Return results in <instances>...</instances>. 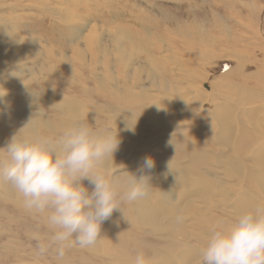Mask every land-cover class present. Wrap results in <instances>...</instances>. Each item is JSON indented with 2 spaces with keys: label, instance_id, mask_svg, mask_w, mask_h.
Segmentation results:
<instances>
[{
  "label": "rangeland",
  "instance_id": "rangeland-1",
  "mask_svg": "<svg viewBox=\"0 0 264 264\" xmlns=\"http://www.w3.org/2000/svg\"><path fill=\"white\" fill-rule=\"evenodd\" d=\"M37 1L0 0V159L20 129L21 135L47 137L56 148L69 128L87 123L98 132L118 133L117 150L101 165L109 178L146 172L151 184L149 195L137 201L118 196L120 209L102 223L105 235L100 232L94 245L82 247L73 238L60 257L46 214L26 208L21 195L0 179V264H134L140 251L146 264H200L192 262V253L200 251L218 220L231 223L264 203V0ZM166 114L169 121L160 120ZM200 116L204 123L207 117L221 120L223 127L215 123L209 133ZM239 125L251 129L254 146L248 143L237 153ZM187 135L203 144L197 143L196 152L182 151ZM148 157L151 169L144 168ZM197 157L203 171L193 173ZM221 159L222 166L216 163ZM234 167L247 173L250 183L243 176L239 180L240 171L228 180ZM83 184L90 193L92 185ZM229 190L233 195L227 196ZM174 223L180 230L170 227ZM40 243L47 246L43 253Z\"/></svg>",
  "mask_w": 264,
  "mask_h": 264
},
{
  "label": "clouds",
  "instance_id": "clouds-1",
  "mask_svg": "<svg viewBox=\"0 0 264 264\" xmlns=\"http://www.w3.org/2000/svg\"><path fill=\"white\" fill-rule=\"evenodd\" d=\"M20 130L3 148L6 158L0 159V179L21 195L26 208L46 214L60 257L73 238L82 247L96 243L102 223L120 209L118 196L134 202L149 195V176L124 171L109 178L101 168L119 146L118 133L98 132L79 123L54 148L47 137L21 135ZM153 167L154 161L145 158L144 168ZM85 180L92 185L90 193ZM121 185L122 193L118 191ZM46 247L40 243L39 251L45 252ZM134 264H146L142 251L137 252ZM200 264H264V203L257 202L231 223L218 220L200 248Z\"/></svg>",
  "mask_w": 264,
  "mask_h": 264
},
{
  "label": "bare ground",
  "instance_id": "bare-ground-1",
  "mask_svg": "<svg viewBox=\"0 0 264 264\" xmlns=\"http://www.w3.org/2000/svg\"><path fill=\"white\" fill-rule=\"evenodd\" d=\"M41 1H44V2H45V0H41ZM41 1H40V2H41ZM48 1H49V0H48ZM38 2H39V0L37 1V3H38ZM44 2H43V3H44ZM51 2H52V1H51ZM61 2H62V1H61ZM52 3H53V2H52ZM40 4H41V3H40ZM61 4H62V3H61ZM97 4H98V3H97ZM108 4H109V2H108ZM42 5H43V4H42ZM110 5H111V4H110ZM57 6H58V5H57ZM63 6H66V5L64 4ZM67 6H68V5H67ZM74 6H75V5H74ZM74 6H73V7H74ZM69 7H71V6H69ZM0 9H1V7H0ZM2 9H3V8H2ZM76 9H77V8H76ZM101 9H102V8H101ZM115 9H116V8H115ZM58 11H59V10H58ZM76 11H77V10H76ZM18 12H19V11H18ZM59 12H60V11H59ZM63 12H64V11H63ZM65 12H67V11H65ZM116 12H117V11H116ZM51 13H52V12H51ZM60 14H61V13H59L58 15H60ZM63 14L66 15L67 13H66V14L63 13ZM68 15H69V14H68ZM68 15H67V18H68ZM74 15H75V14H74ZM53 16H55V14H53ZM46 17H47V16H46ZM59 17H60V16H59ZM61 18H62V17H61ZM61 18H60V19H61ZM111 18L113 19L114 16L111 17ZM62 19H63V18H62ZM70 19H71V18H70ZM15 20H16V19H15ZM74 20H75V19H74ZM67 21H68V20H67ZM112 21H113V20H112ZM63 22H65V20H63ZM113 22H114V21H113ZM1 27H2V26H1ZM169 27H170V26H169ZM172 27H173V25H172ZM177 27H178V26H177ZM4 28H6V27H4ZM74 28H75V27H74ZM98 28H99V27H98ZM70 29H71V28H70ZM118 29H122V28H121V27H118ZM75 30H76V29H75ZM93 30L96 31V29H93ZM169 30H170V29H169ZM0 31H1V30H0ZM84 31H85V30H84ZM94 31H93V32H94ZM122 31L125 32L124 30H122ZM122 31L118 32V34H120V35H128V34H124V33H122ZM170 31H171V30H170ZM3 32H4V31H3ZM5 32H7V31H5ZM96 32H97V31H96ZM0 33H2V32H0ZM71 33H73V31H72ZM77 33H78V32H77ZM81 33H82V32H81ZM5 34H6V33H5ZM78 34H80V33H78ZM84 34H85V33H84ZM91 34H92V31H91ZM91 34L86 35L84 39L86 40L87 37L90 38L92 35H94V34H92V35H91ZM13 35H14V34H13ZM80 35H82V34H80ZM80 35H79V36H80ZM96 35H97V34H95V36H96ZM6 36H8V35H6ZM11 36H12V35H11ZM70 36H71V35H70ZM82 36H83V35H82ZM3 37H4V36H3ZM8 37H9V36H8ZM23 37H24V36H23ZM6 39H7V38H6ZM15 39H16V38H15ZM73 39H74V38H73ZM75 39H76V38H75ZM3 40H4L3 38H0V47H1V45H2V41H3ZM23 40H24V39H23ZM60 40H61V39H60ZM12 41H13V40H12ZM61 41H63V40H61ZM61 41H60V43H61ZM66 41H67V40H66ZM77 41H78V39H77ZM89 41H90V39H89ZM89 41H88V42H89ZM3 42H4V41H3ZM5 42H6V41H5ZM58 42H59V41H58ZM63 42H64V41H63ZM75 42H76V41H75ZM75 42H74V43H75ZM6 43H7V42H6ZM8 43H9V42H8ZM94 43H95V41H94ZM67 45H68V44H67ZM71 45H72V44H71ZM86 45L88 46V43H87ZM94 45H95V44H94ZM2 46H3V45H2ZM5 46H6V45H5ZM10 46H11V45H10ZM73 46H74V44H73ZM8 47H9V46H8ZM8 47H6V48H8ZM89 47H90V46H89ZM2 49H3V47H2ZM2 49H1V50H2ZM14 49H15V48H14ZM78 49H79V48H78ZM78 49L76 50V52L78 51ZM5 50H6V49H5ZM7 50H8V49H7ZM11 50H12V49H11ZM17 50H18V49H17ZM74 50H75V49H74ZM74 50H73V51H74ZM13 51H15V50H13ZM81 51H82V50H81ZM1 52H3V50H2ZM8 52H9V51H8ZM5 53H6V52H5ZM1 54H2V53H1ZM1 57H2V56H1ZM5 57H6V55H5ZM5 57L3 56V58H5ZM82 57H83V56H82ZM5 60H6V59H5ZM13 60H14V59H13ZM186 84H190V83L188 82V83H186ZM21 86H22V85H21ZM21 86H20V87H21ZM188 87H189V86H188ZM191 88H193V89H192L193 92H195V91L198 90V89H195L196 87H194V86H191ZM10 90H11V91H15V88L12 87V89H10ZM183 91H185V90H183ZM186 91H187V89H186ZM188 91H189V90H188ZM194 94H195V93H194ZM213 97H214V96H213ZM213 97H212V98H213ZM203 98H204V97H203ZM210 98H211V97H210ZM181 99H182V98H181ZM217 99H218V98H217ZM201 100H204V99H201ZM205 101H206V100H205ZM61 102L68 103V102H71V101H68V100H67V101H63V100H61ZM173 102H174V101H173ZM212 102H213V101H212ZM176 103H177V101H176ZM179 104H180V103H179ZM202 104H203V103H202ZM206 105H207V104H206ZM208 106H209V105H208ZM208 106H207V107H208ZM212 106H213V105H212ZM200 107H201V106H200ZM203 108H204V107H203ZM212 108H213V107H212ZM212 108H211V109H212ZM234 108H235V107H234ZM234 108H233V109H234ZM190 109H194V108L186 107V108L184 109V111H187V110L191 111ZM201 109H202V108H201ZM211 109L209 108L210 111H212ZM198 110H200V109H198ZM198 110H197V111H198ZM207 110H208V109H207ZM238 110H239V109H238ZM200 111H202V110H200ZM236 111H237V110H236ZM231 112H232V111H231ZM182 113H183V112H182ZM198 113H199V112H198ZM208 113H210V112H208ZM237 113H238V112H237ZM185 114H186V113H185ZM175 115H176V114H175ZM122 116H123V115H122ZM170 116H171V115H167V114H166V115H165L163 118H161L160 120H165L166 122H168L169 119H170ZM210 116H211V115H210ZM228 117H229V116H228ZM199 118H200L199 121L201 122L200 125H206V124L208 123L207 125H208L209 128L206 127V129H205V130L208 131V132L211 131V127H214V124L216 123V119L213 120L211 117H207L208 120L206 119L205 123H204V117H201V116H200ZM225 119H226V118H225ZM233 119H234V118H233ZM259 120H260V119H259ZM170 121H171V120H170ZM219 121H220L221 124H217V123H216L215 126L223 127V126H222V121H221V120H219ZM225 121H226V120H225ZM162 122H163V121H162ZM162 122H158V125H162V124H163ZM209 122H210V124H209ZM230 122H231V121H230ZM181 123H182V122H181ZM227 123H228V122H227ZM166 124H168V123H166ZM176 124H178V122H176ZM231 124H232V123H231ZM231 124H230V125H231ZM254 124H255V123H254ZM124 125H125V124H124ZM178 125H179V124H178ZM226 125H229V124H226ZM246 126H248V125H246ZM127 127H128V125H127ZM131 127H132V126H131ZM238 127H239V131L237 130V132H240V134H241V135H240V136H241V140H240V148H238V147H239V138H240V137L237 136V137H238V138H237V139H238V142H237V144H236V152H237V153H239L240 149H246V148H243V147H248V146H249L248 143H251V142H252V143H253L252 146H254V139H253V137H251L252 135H251V132H250L251 129L249 130V129H247L246 127H242L241 125H239ZM260 127H261V126H260ZM125 128H126V127H125ZM226 128H227V127H226ZM248 128H249V127H248ZM196 129H197V128H196ZM212 129H213V128H212ZM222 129H223V128H222ZM166 130H167V129H166ZM198 130H199V129H198ZM233 130H234V129H233ZM14 131H16V130H12L11 133H14ZM172 131H173V130H172ZM200 131H202V130H200ZM165 132H166V131H165ZM173 132H174V131H173ZM173 132H172V133H173ZM203 132H204V130H203ZM209 133H210V132H209ZM219 133H220V130H219ZM174 134H175V133H174ZM194 134H195V133H194ZM216 134H217V133H216ZM216 134H215V135H216ZM190 135H191V134H190ZM192 135H193V134H192ZM209 135H210V134H209ZM211 135H212V134H211ZM231 135H232V134H231ZM263 135H264V134H263ZM263 135L261 134L260 136H263ZM212 136H213V135H212ZM217 136H219V135L217 134ZM186 137L188 138L187 143H186L187 145L185 146V150H182V151H183V152L185 151V153H186L187 151H190V150L193 148V149L195 150V152H196V149H197V143H200L199 139L196 137V138H195L196 140H194V139L191 140V138H190L189 135H187ZM193 137H195V136H193ZM234 137H235V136H234ZM255 137H256V136H255ZM187 138H185V139H187ZM212 138H213V137H212ZM197 139H198V140H197ZM255 139H256V138H255ZM257 139H260V138L257 137ZM140 140H141V139H140ZM216 140H217V138H216ZM216 140H215V141H216ZM213 141H214V140H213ZM215 141H214V142H215ZM220 141H221V140H220ZM137 142H138V141H137ZM185 142H186V141H185ZM185 142H184V143H185ZM228 142H229V141H228ZM192 143H193V144H192ZM255 143H256V142H255ZM263 143H264V140H263ZM182 144H183V142H182ZM182 144L179 145V149H182V148H183V145H182ZM200 144L203 145L202 143H200ZM219 144H220V143H219ZM256 144H258V143H256ZM256 144H255V145H256ZM261 144H262V143H261ZM141 145H142V144H141ZM213 145H214V143H213ZM220 145H221V144H220ZM259 145H260V144H259ZM200 147H201V146H200ZM204 147H205V146H204ZM219 147H222V146H219ZM216 148H218V147H216ZM216 148H215V149H216ZM234 148H235V147H233V149H234ZM255 148H256V147H255ZM138 149H139V148H138ZM175 149H176V148H175ZM249 149H250V148H249ZM251 149H252V148H251ZM251 149H250V150H251ZM256 149H257V148H256ZM256 149H255V150H256ZM261 149H262V148H261ZM197 150H198V149H197ZM200 150H201V149H200ZM220 150H221V148H220ZM259 150H260V149H259ZM135 151H136V150H135ZM174 151H175V150H174ZM223 151H224V150H223ZM223 151H222V152H223ZM230 151H231V150H230ZM131 152H132V151H131ZM131 152H130V153H131ZM133 152H134V150H133ZM195 152H194V153H195ZM236 152H235V153L232 152V153H233V154H237ZM247 152L250 153L249 151H247ZM253 152H254L255 155H256V151H253ZM181 153H182V152H181ZM220 153H221V152H220ZM251 153H252V152H251ZM128 154H129V153H128ZM134 154H135V152H134ZM182 154H183V153H182ZM221 154H222V153H221ZM221 154H220V155H221ZM257 154H258V153H257ZM130 155H131V154H130ZM184 155L186 156L187 154H184ZM224 155H225V154H224ZM248 155H249V154H248ZM251 155H252V154H251ZM190 156L192 157V154H191ZM197 156H198V155H197ZM222 156H223V155H222ZM225 156H226V155H225ZM227 156H228V153H227ZM227 156H226V157H227ZM233 156H234V155H233ZM233 156H232V157H233ZM131 157H132V156H131ZM135 157H136V156H135ZM195 157H196V156H195ZM232 157H230V158H232ZM242 157H244V156H242ZM253 157H254V156H253ZM115 158H116V157H115ZM197 158H198V157H197ZM197 158H196V159H197ZM206 158H207V157H206ZM234 158H237V157H233V159H234ZM111 159H112V158H111ZM111 159H110V160H111ZM189 159H191V158L189 157ZM194 159H195V158H194ZM255 159H256V158H255ZM259 159H260V158H259ZM107 160H108V159H107ZM218 160H219V159H218ZM223 160H224V159H221L220 161H216V163H219V164H221V166H222V165H223V162H224ZM237 160H238V159H237ZM261 160L264 162L263 158H261ZM105 161H106V160H105ZM231 161H232V160H231ZM109 162H110V161H109ZM109 162H108V163H109ZM189 162H190V161H189ZM203 162H204L203 159L198 158V163H197V164L194 166V168L192 169L193 173H194V172H202V171H203V169H202V167H203ZM226 162H227V161H226ZM229 162H230V161H229ZM108 163H107V164H108ZM110 163H111V162H110ZM131 163H132V162H131ZM134 163H135V162H134ZM240 163H241V162H240ZM247 163H248V162H247ZM243 164H244V163H243ZM251 164H252V163H251ZM188 165H189V164H188ZM193 165H194V164H193ZM108 166H109V165H108ZM112 166H113V165H112ZM191 166H192V165H191ZM224 166H225V165H224ZM226 166H227V165H226ZM109 167H110V166H109ZM182 167H183V166H182ZM182 167H181V168H182ZM107 168H108V167H107ZM107 168H106V169H107ZM191 168H192V167H191ZM186 169H187V168H186ZM176 170H179V169H176ZM188 170H189V168H188ZM188 170H187V171H188ZM190 170H191V169H190ZM227 170H228V169H227ZM244 170H246V169H244ZM260 170H261V169H260ZM152 171H153V170H152ZM171 171H172V170H171ZM192 171H190L189 173L193 174ZM239 171H240V169H236L235 167H234L233 170H228V172H227V174H226V176L228 177V180H231L232 177L235 176V175H232L233 173H238ZM258 171H259V170H258ZM154 172H155V171H154ZM154 172H153V173H154ZM260 172H261V171H260ZM145 173H146V172H145ZM145 173H144V174H145ZM189 173H187V175H188ZM245 173H246V172H245ZM144 174H142V175H144ZM147 174H148V173H147ZM149 174H150V176L153 175V174L151 175V172H149ZM179 174H180V173H179ZM223 174H224V173H223ZM246 174H247V173H246ZM246 174H244L243 171L241 170V171L239 172V176H238V177H239V180H240L241 178H243L242 180L247 179V180H248V183H250L251 179H250V178H247V176L244 177V175H246ZM248 174H249V173H248ZM251 174H252V173H251ZM251 174H250V175H251ZM145 175H146V174H145ZM173 175H174V174H173ZM197 175H198V174H197ZM250 175H249V176H250ZM259 175L261 176V173H260ZM139 176H141V175H139ZM139 176H138V177H139ZM147 176H149V175H147ZM194 176L197 177L196 175H194ZM222 176H223V175H222ZM224 176H225V175H224ZM241 176H243V177H241ZM262 176H263V175H262ZM177 177H183V176H180V175H179V176H177ZM240 177H241V178H240ZM153 178H154V176H153ZM158 178H160V177H158ZM174 178H175V177H174ZM197 178H198V177H197ZM197 178H196V179H197ZM252 178H254L253 174H252ZM171 179H172V178H171ZM175 179H176V178H175ZM257 179H258V178H257ZM253 180H254V179H253ZM200 182H201V181H200ZM241 182H242V181H241ZM241 182H240V183H241ZM197 183H198V182H197ZM156 184H157V183H156ZM228 184H229L230 186L233 185V184H230V183H228ZM149 185H150V184H149ZM197 185H198V184H197ZM245 185H247V184H245ZM225 186H226V185H225ZM239 186H240V185H239ZM241 186H242V185H241ZM248 186H249V184H248ZM248 186H247V187H248ZM220 187H221V186H220ZM237 187H238V186H237ZM235 188H236V187H235ZM242 188L244 189V187H242ZM245 188H246V187H245ZM223 189H224V188H223ZM236 189H237V188H236ZM243 189H241V190H243ZM249 189H250V188L245 189V192L248 193V192H249ZM202 193H203V192H202ZM200 194H201V193H200ZM226 194H227V196H231V195H233V194L231 193V190H229L228 192H226ZM235 194H236V192H235ZM239 194H240V193H239ZM163 195H165L164 191H163ZM237 195H238V194H237ZM252 195H253V194H252ZM225 196H226V195H225ZM227 196H226V197H227ZM240 196H241V195H240ZM204 197H205V196H204ZM227 198H228V197H227ZM231 198H232V197H231ZM239 198H241V197H239ZM200 199H201V198H200ZM200 199H199V200H200ZM206 199H207V198H206ZM232 199H233V198H232ZM241 199H242V198H241ZM243 199H244V198H243ZM194 200H195V199H194ZM201 200H202V199H201ZM201 200H200V201H201ZM214 200H215V199H214ZM249 200H250V198H249ZM259 200H260V199H259ZM204 201H205V198H204ZM228 201H229V200H228ZM242 201L245 202L246 199H245V200H242ZM126 202H127V201H126ZM160 202H161V201H160ZM190 202L193 203L192 200L189 201V203H190ZM195 202H196V200H195ZM195 202H194V203H195ZM201 202H202V201H201ZM205 202H206V201H205ZM229 202H230V201H229ZM127 203H128V202H127ZM192 203H190V204H192ZM230 203H231V202H230ZM125 204H126V203H125ZM222 204H223V202H222ZM224 204H226V200H225V203H224ZM247 204H249V203H247ZM226 205H227V204H226ZM230 205H231V204H230ZM165 206H166V205H165ZM165 206H164V207H165ZM203 206H204V205H203ZM203 206H200V207L203 208ZM205 206H206V205H205ZM231 206H232V205H231ZM233 206H235V205L233 204ZM229 207H230V206H229ZM204 208H205V207H204ZM218 210H219V209H218ZM144 211L146 212V210H144ZM209 211H210V210H209ZM232 212H233V211H232ZM118 213H119V212H118ZM126 213H127V212H126ZM128 213H129V212H128ZM182 213H183V212H182ZM206 213H207V212H206ZM226 213H227V212H226ZM237 213H238V212H236L235 215H237ZM112 214H113V213H112ZM115 214H117V213L115 212ZM173 214H174V213H173ZM179 214H180V213H179ZM204 214H205V212H204ZM227 214H228V213H227ZM205 215H206V214H205ZM232 215H233V214H232ZM232 215H231V217H232ZM122 216H123V215H122ZM130 216H131V215H130ZM237 216H238V215H237ZM126 217H127V216H126ZM169 217H170V216H169ZM177 217H178V216H177ZM119 218H121V217H119ZM129 218H130V217H129ZM215 218H216V217H215ZM229 218H230V217H229ZM126 219H127V218H126ZM131 219H132V218H131ZM234 219H235V218H234ZM159 220H160V219H159ZM162 220H163V219H162ZM164 220H166V219H164ZM167 220H168V219H167ZM167 220H166V221H167ZM183 220H184V219H183ZM133 221H134V224H135V225L138 223V222L135 223V219H133ZM157 221H158V220H157ZM166 221H165V223H166ZM228 221H229V220H228ZM129 222H130V221H129ZM131 222H132V221H131ZM155 222H156V221H155ZM159 222H160V221H159ZM205 222L207 223V221H204L203 224H205ZM163 223H164V222H163ZM197 223H198V222H197ZM227 223H228V222H227ZM127 224H128V223H127ZM138 224H139V223H138ZM138 224H137V227H138ZM160 224H161V222H160ZM207 224H208V223H207ZM135 225H134V226H135ZM155 225H156V224H155ZM158 225H159V223H158L156 226H158ZM163 225H164V224H163ZM166 225H167V224H166ZM127 226H128V225H127ZM161 226H162V225H161ZM198 226H199V225H198ZM204 226H205V225H204ZM114 227H115V226H114ZM137 227H135V228H137ZM159 227H160V225H159ZM170 227H171L172 229H174V228H178V229L176 230V231H178V230H180L181 225H179V224H177V223H174V224L171 225ZM202 227H203V226H202ZM104 228H107V227H104ZM110 229H111V227H110ZM110 229H109V230H110ZM112 229H113V228H112ZM167 230H171V229H167ZM112 231H113V230H112ZM176 231L174 230V232H176ZM181 231H182V230H181ZM169 232H170V231H169ZM174 232L169 233V235L172 237V234H173ZM166 233H167V232H166ZM101 235H102L101 237H103V236L105 235L104 230H102ZM175 236L178 237V236L176 235V233H175ZM175 236L173 237L174 239H175ZM182 237H183V236H182ZM178 238H179V237H178ZM104 241H105V240H104ZM105 244H106V243H105ZM176 244H177V243H176ZM178 244H179V243H178ZM181 244H182V243H181ZM184 245H185V244H184ZM185 246H187V245H185ZM133 248H134V247H133ZM191 249H192V250H195V249H193V248H189L190 251H191ZM165 251H167V250H165ZM187 253H188V252H187ZM154 254H155V253H154ZM192 255H194V256H191V257H192V262L194 261V259H197V260H195V261H198V260L200 261V251L195 250V251H193ZM158 256H159V255H158ZM187 256L190 257V255H187ZM148 257H149V256H148ZM163 257H164V256H163ZM191 257H190V258H191ZM154 258H155V257H154ZM169 258H171V256L168 257V259H169ZM181 258H182V257H181ZM190 258H189V259H190ZM160 259H161V258H160ZM165 259H166V258H165ZM185 259H186V256H185ZM185 259H184V261H185ZM166 260H167V259H166ZM187 261H188V260H187ZM187 261H186V262H187ZM173 262H174V261H173ZM169 263H170V264H174V263H172L171 260L169 261ZM195 263H196V262H193V264H195Z\"/></svg>",
  "mask_w": 264,
  "mask_h": 264
}]
</instances>
